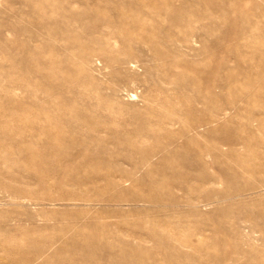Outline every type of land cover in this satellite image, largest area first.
Returning a JSON list of instances; mask_svg holds the SVG:
<instances>
[{
  "label": "rangeland",
  "instance_id": "374dc122",
  "mask_svg": "<svg viewBox=\"0 0 264 264\" xmlns=\"http://www.w3.org/2000/svg\"><path fill=\"white\" fill-rule=\"evenodd\" d=\"M0 264H264V0H0Z\"/></svg>",
  "mask_w": 264,
  "mask_h": 264
}]
</instances>
